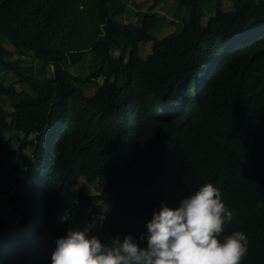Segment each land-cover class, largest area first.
Masks as SVG:
<instances>
[{
    "label": "trees",
    "instance_id": "1",
    "mask_svg": "<svg viewBox=\"0 0 264 264\" xmlns=\"http://www.w3.org/2000/svg\"><path fill=\"white\" fill-rule=\"evenodd\" d=\"M126 1L0 5V39L31 60L21 67L0 49V71L14 79L0 80V264H49L68 227L91 223L105 243L135 238L161 203L176 207L206 182L234 213L221 237L244 231L242 264H264V0H230L231 11L174 0L187 20L160 39L150 33L170 23L156 13L164 0L132 5L135 22L121 23ZM87 57L88 74L71 75Z\"/></svg>",
    "mask_w": 264,
    "mask_h": 264
},
{
    "label": "clouds",
    "instance_id": "2",
    "mask_svg": "<svg viewBox=\"0 0 264 264\" xmlns=\"http://www.w3.org/2000/svg\"><path fill=\"white\" fill-rule=\"evenodd\" d=\"M233 215L221 189L206 182L176 207L161 203L135 238L115 235L105 243L90 234L91 223L66 228L54 241L49 264H242L249 246L246 233L235 230L221 237Z\"/></svg>",
    "mask_w": 264,
    "mask_h": 264
},
{
    "label": "rangeland",
    "instance_id": "3",
    "mask_svg": "<svg viewBox=\"0 0 264 264\" xmlns=\"http://www.w3.org/2000/svg\"><path fill=\"white\" fill-rule=\"evenodd\" d=\"M222 1V5H223V9L225 11H231L232 10V3L230 0H221ZM125 8L123 9L122 12L116 14L115 18L116 20H118L121 23H128V22H135L136 20V9H134V7L132 5L134 4H142L143 6L141 7V10H145L148 6H149V0H133V2H129L126 1L125 2ZM175 2L174 0H164V2L157 8L156 13H158L160 16H166L167 19L169 20V24L168 26H166L165 28L161 29L160 31L156 32V31H152L150 33V35L156 39H160L166 35L169 34H173V35H178L181 29V17H185L184 20H187V11H183L184 14L182 13H177L176 8H175ZM128 17V20L126 19V17ZM207 19V16L202 20V22L205 24ZM177 21V23L175 22ZM241 42V40L235 41V42H230L232 43V47H236L237 45H239V43ZM2 49L3 53L7 56L10 57V59L12 60V62H18V60H20V62H18L17 64H19L21 67L24 66H28L30 65V58L29 56H23V57H18L12 47L4 40V39H0V49ZM139 54L142 56V58H146L148 55L151 54V42H149L148 44L142 46V48L140 47V52ZM114 56H118V52H114ZM90 59L89 57L85 58L84 61H82L79 65L77 66H73V67H69L68 71L71 75L76 76V77H80V78H84L87 74H88V63H89ZM44 70L48 73V74H53L52 72V67L49 66H45ZM27 73V72H26ZM0 80L2 82L1 86L4 87L6 86L9 82H12L13 76L12 75H5L3 74V72L0 71ZM102 82V79L99 80V83ZM19 89V86H17ZM95 92V88L90 87V89L87 91L88 95H92ZM8 102V101H7ZM7 112H11V109L9 108V105H7ZM12 136L11 134L9 135V137ZM6 138H8V136H6ZM18 143L16 141H12L10 143L11 149L12 150H16L18 148ZM32 153V149H27L24 151L25 157H29ZM16 158L12 157L9 158L7 161V167L9 171H13L16 174H19V170L15 169L14 163L16 162ZM18 163L20 164V166H23L25 164V162L23 160L18 161ZM80 184H83L82 182H80ZM90 190L93 193L94 196H96L97 194H100L102 189L100 187H96L95 185H90ZM93 205L94 206H99L102 210V212H106L109 210L110 208V204H103L101 203L99 200L97 199H93Z\"/></svg>",
    "mask_w": 264,
    "mask_h": 264
},
{
    "label": "water",
    "instance_id": "4",
    "mask_svg": "<svg viewBox=\"0 0 264 264\" xmlns=\"http://www.w3.org/2000/svg\"><path fill=\"white\" fill-rule=\"evenodd\" d=\"M6 1H8V0H2V1L0 2V5L3 4V3L6 2Z\"/></svg>",
    "mask_w": 264,
    "mask_h": 264
},
{
    "label": "built area",
    "instance_id": "5",
    "mask_svg": "<svg viewBox=\"0 0 264 264\" xmlns=\"http://www.w3.org/2000/svg\"><path fill=\"white\" fill-rule=\"evenodd\" d=\"M175 22H177V21H175Z\"/></svg>",
    "mask_w": 264,
    "mask_h": 264
}]
</instances>
